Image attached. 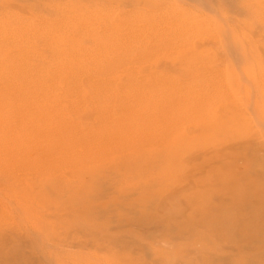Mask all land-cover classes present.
I'll list each match as a JSON object with an SVG mask.
<instances>
[{
    "label": "rangeland",
    "instance_id": "rangeland-1",
    "mask_svg": "<svg viewBox=\"0 0 264 264\" xmlns=\"http://www.w3.org/2000/svg\"><path fill=\"white\" fill-rule=\"evenodd\" d=\"M72 1L64 104L37 70L0 91V264H264V0Z\"/></svg>",
    "mask_w": 264,
    "mask_h": 264
},
{
    "label": "bare ground",
    "instance_id": "bare-ground-1",
    "mask_svg": "<svg viewBox=\"0 0 264 264\" xmlns=\"http://www.w3.org/2000/svg\"><path fill=\"white\" fill-rule=\"evenodd\" d=\"M6 1L8 2L9 0H6ZM41 5L42 6H47L45 8L43 16H41V14L38 13L39 16L42 17L41 18L42 19L41 25H39L36 28L29 26V27H27L28 30H26V31L16 30V29H19L18 27L13 30V25H14L13 24V21H14L13 15L9 11H6V12L0 11V19L1 18L3 20H4V18L7 19V21H3L0 24V32H1L0 33V49L3 51L2 57H4L3 61L0 60V91H1V89H3V90L6 89L7 90V89H11L13 87L15 88L16 84L21 83L20 81L23 80L22 74L27 75L26 73H33V72H35V70H37L36 71L37 73L47 74L48 76L46 75L47 77H45V78H44V76H41L37 80L33 81V85L34 86H40V85L46 83V85L48 87H44V85L42 87H44V88H54V90L56 92L58 91V94H55L56 97H54V99H56L55 103L56 102L59 103L60 98H62L61 96H63V93L66 92L65 90L67 88H69L70 86H68L69 85L68 82L66 83L65 81H63V82L59 83L56 80H53L50 77V73H52V68H55V67L58 68V70H60L61 72L65 71V69H66V72H69V73L71 72L69 70V68H72L74 66L70 64V63H72L71 59H70V56L75 55V51L79 50L81 48V45L84 43V38H83L82 35H80V36L78 35V36H76V38H73L70 34H68V32H67L68 31L67 30L68 27H62V26H66L68 21H64V23H63L62 21L59 20L58 16H60L62 13L68 12V14L65 16V17H67V19H68V16H70V17L74 16L75 18H77V16L80 15L79 12L81 10V7H79V5H77V4H74V1H72V0H54V1H50V2L48 1V2L43 3ZM38 9H40V8H38ZM21 30H23V29H21ZM3 31H6V32H3ZM11 34L14 35L13 39H9V36ZM223 35H222V37H223ZM226 42L229 43L228 40ZM227 48H228V44H227ZM12 49H13V51H12ZM109 50L112 51V48L110 47ZM23 57H29L30 58L29 62H24L25 63L24 67L21 64V59L22 60L24 59ZM83 57H85V56H83ZM68 59H69L70 62L69 61L67 62ZM20 74H21V76H19ZM83 76H87V74L82 73V74L79 75L80 78H82ZM28 77L29 76H26V78H28ZM73 77L74 76L72 75L71 79H73ZM20 78H21V80H20ZM225 78H226V76H225ZM44 79H45V81H43ZM74 79H76V78L74 77ZM227 81H226V83H227ZM91 83H93V82H91ZM97 83H98L97 81L94 82V84H97ZM21 84H23V83H21ZM97 91H99V90H96V91L94 90L93 91L94 94H96ZM0 96H2V95H0ZM193 96L191 97V99L193 98ZM207 97H208V95H207ZM1 99L3 100V98H1ZM194 101L196 102L197 99L194 100ZM74 103H75V101L73 102V105H74ZM186 103L189 104L188 101ZM59 104L63 105L64 102L62 101ZM193 106H194V104H193ZM183 109H185V108H183ZM147 115H149V114H147ZM176 115H177V113H176ZM7 116H9V113H6V111L2 108L0 110V123H4L5 121H7V119H6ZM30 117H32V116H30V114L24 115V118H30ZM62 117H63V115H62V113H60L59 118L62 119ZM102 128L104 129V127H102ZM1 129L3 130V126H2ZM92 130H94V129H92ZM4 131L6 132V130H4ZM14 134L16 135V133H14ZM19 135H20V133H19ZM1 136H3V135H1ZM16 137H18V136H16ZM56 137L58 138V136H56ZM5 139H6V137H5ZM0 140H2V139H0ZM6 142H8V141H6ZM3 143H5V142H2V145H3ZM15 144H17V143H15ZM19 145H21V144L19 143ZM5 146L7 148V145H5ZM5 146H0V147H2L1 149H3V147L5 148ZM8 148H9V146H8ZM16 149H18V148H16ZM246 149L247 148H245V150ZM236 151H240L239 148H237ZM3 152H5V151H3ZM15 154H16V151H15ZM2 155H3V157H1V158L4 159V154H2ZM249 156L251 157L252 155L249 154ZM3 159H2V161H3ZM9 159H11V158H9ZM5 165H6V163H5ZM170 169H171V167H169L167 165L166 166L167 172H169ZM224 172H225V170H224ZM254 172L255 171H253V174H254ZM92 173L93 172L89 171V174H92ZM261 174L264 175V171ZM254 175L257 176L256 173ZM262 177L263 176L261 175V176L254 177V179H256V181H257V179H260V180L263 179ZM228 178H229V176H227V179H226L225 182H227V180H229ZM244 178H246V177H243V179ZM254 179L251 180V181L254 182L255 181ZM123 182H124V180H123ZM256 193H257L256 195L251 197V202L254 201V200L257 202V200H260V198L263 196L262 193H258V192H256ZM212 199H214L215 201H218L219 203H222V202H225V201H229L230 204L235 206V208H240L243 205L242 203H244V202L234 201L232 199H229V195L225 196L223 193H216L214 196H212ZM249 203L250 202H248V204ZM51 219H52V217H51ZM138 221L140 222V221H143V220L140 219ZM241 221H242V219H241ZM241 221H240V223H241ZM128 222H132V221H128ZM135 222H137V221L135 220ZM161 222L163 223V221H161ZM127 225H129L127 227H132L131 224H127ZM117 226H119V225H117ZM238 226H239V228H241L242 225H238ZM121 228H123V227H121ZM103 229H104V227H103ZM243 229H246V228H242V230ZM171 231H173V230H171ZM241 235H242V233H241ZM222 238L224 240H227V238H229V235L228 234H223ZM252 240H253V237H251V236H243L240 239L238 245H244L245 243H249ZM250 247H251V245H250ZM222 250H223V248H222Z\"/></svg>",
    "mask_w": 264,
    "mask_h": 264
}]
</instances>
